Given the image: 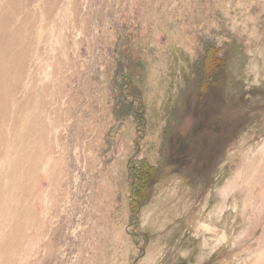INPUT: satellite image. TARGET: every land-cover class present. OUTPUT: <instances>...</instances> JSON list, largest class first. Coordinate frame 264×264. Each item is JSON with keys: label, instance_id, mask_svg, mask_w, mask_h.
I'll use <instances>...</instances> for the list:
<instances>
[{"label": "rangeland", "instance_id": "374dc122", "mask_svg": "<svg viewBox=\"0 0 264 264\" xmlns=\"http://www.w3.org/2000/svg\"><path fill=\"white\" fill-rule=\"evenodd\" d=\"M0 39V264H264V0H0Z\"/></svg>", "mask_w": 264, "mask_h": 264}, {"label": "trees", "instance_id": "16d2710c", "mask_svg": "<svg viewBox=\"0 0 264 264\" xmlns=\"http://www.w3.org/2000/svg\"><path fill=\"white\" fill-rule=\"evenodd\" d=\"M214 60L219 62L218 57H216ZM207 70H210V69H207ZM210 89H211V85L208 82H205L203 94L200 95L199 97L201 102H203L202 98L211 91ZM153 171L154 170L152 166L147 165V164L145 165V163L141 162V168L137 172L138 177L137 178L135 177V179L137 180V183H136V188L134 191L136 192L137 196L133 194L134 197L131 198V204H133L135 208H139L143 205L142 200H141V198L143 197L142 188L139 185L141 184V186H143V182L146 183L148 179H150L151 177H154Z\"/></svg>", "mask_w": 264, "mask_h": 264}, {"label": "bare ground", "instance_id": "6f19581e", "mask_svg": "<svg viewBox=\"0 0 264 264\" xmlns=\"http://www.w3.org/2000/svg\"><path fill=\"white\" fill-rule=\"evenodd\" d=\"M11 70V73L13 72V68H14V64H13V60H12V57H11V53H10V50H9V45L7 43H5L2 39H0V84L1 83H6L7 81V69ZM14 84H12L11 86L13 87ZM12 87H10V92L12 90ZM4 90L6 88H3ZM2 90H0V93H1ZM3 108L2 104H0V111H2L1 109ZM9 176V179L11 180H14L16 181V176L13 174V172L10 173ZM0 178H1V175H0ZM7 184L6 185H2L1 184V181H0V197H1V192L4 190V189H7L6 188ZM8 188L9 185H8ZM1 201V199H0ZM202 258V257H201ZM261 264V263H260Z\"/></svg>", "mask_w": 264, "mask_h": 264}]
</instances>
